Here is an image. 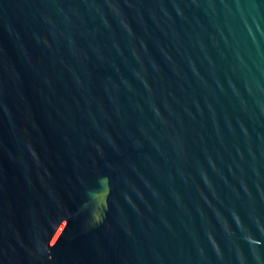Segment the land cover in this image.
Returning <instances> with one entry per match:
<instances>
[{
  "label": "water",
  "instance_id": "95a60500",
  "mask_svg": "<svg viewBox=\"0 0 264 264\" xmlns=\"http://www.w3.org/2000/svg\"><path fill=\"white\" fill-rule=\"evenodd\" d=\"M0 264H264V0H0Z\"/></svg>",
  "mask_w": 264,
  "mask_h": 264
}]
</instances>
